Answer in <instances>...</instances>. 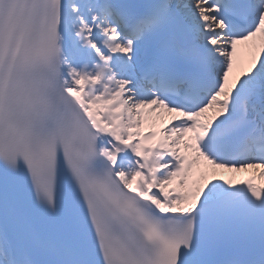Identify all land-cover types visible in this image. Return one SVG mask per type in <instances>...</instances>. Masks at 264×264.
Wrapping results in <instances>:
<instances>
[{"label":"snow or ice","instance_id":"snow-or-ice-1","mask_svg":"<svg viewBox=\"0 0 264 264\" xmlns=\"http://www.w3.org/2000/svg\"><path fill=\"white\" fill-rule=\"evenodd\" d=\"M0 264H264V0H0Z\"/></svg>","mask_w":264,"mask_h":264},{"label":"bare ground","instance_id":"bare-ground-1","mask_svg":"<svg viewBox=\"0 0 264 264\" xmlns=\"http://www.w3.org/2000/svg\"><path fill=\"white\" fill-rule=\"evenodd\" d=\"M239 52H240V50L238 51V57H239L240 59H242V60H246V58H247V53H242V54L239 55ZM258 181H259V180H258ZM260 182H262V181H260Z\"/></svg>","mask_w":264,"mask_h":264}]
</instances>
